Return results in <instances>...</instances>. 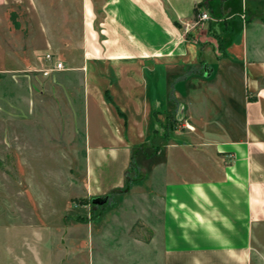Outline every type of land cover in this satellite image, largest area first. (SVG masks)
Returning <instances> with one entry per match:
<instances>
[{"label": "crops", "instance_id": "crops-1", "mask_svg": "<svg viewBox=\"0 0 264 264\" xmlns=\"http://www.w3.org/2000/svg\"><path fill=\"white\" fill-rule=\"evenodd\" d=\"M18 6L36 14L32 0H0L12 14ZM81 7L83 35L76 45L72 39L71 54L54 50L41 15L31 52L54 53L66 65L63 75L79 77L87 202L80 206L88 211L55 229L54 243L49 230L39 231L33 248L9 246L0 264H257L256 244L264 241V40H252L250 14L260 9L230 0ZM203 11L213 19L185 32ZM44 55L21 66L0 42V73L41 68ZM131 168L143 175L132 188L143 190L123 191ZM135 192L159 204L121 205ZM98 197L105 201L93 203ZM132 218L141 225L134 234ZM88 237L97 238L103 255L79 256Z\"/></svg>", "mask_w": 264, "mask_h": 264}, {"label": "rangeland", "instance_id": "rangeland-1", "mask_svg": "<svg viewBox=\"0 0 264 264\" xmlns=\"http://www.w3.org/2000/svg\"><path fill=\"white\" fill-rule=\"evenodd\" d=\"M86 1L95 6L103 2L32 0L36 10L33 15L21 6L16 7L13 14L0 7V42L9 54L8 58L17 53L22 66V62L26 64L27 60L41 59L44 55L31 52V40L39 34V15L51 37H54V50L60 52L59 48H66L71 54L72 39L75 38L76 45V40L83 35L81 5ZM230 2L239 9L249 5L260 9L250 14L251 31L252 40L263 41L264 0ZM206 13L208 19H213ZM95 18L99 20L100 15L96 14ZM194 18L193 21L198 20L196 15ZM197 22L192 28L200 26L203 21ZM95 25L97 31V21ZM262 45L264 48V43ZM45 67L16 74L0 73V256L4 258H7L9 246L13 245L17 251L27 247L24 243L35 247L39 231L46 232L48 236L51 230L47 239L54 243L55 229L75 225L78 215L88 211L80 206L87 202L83 195L82 149L85 137L79 77L63 75L64 71L51 72L46 77L42 74ZM40 75L48 78L50 84L45 85V81H40ZM148 152L151 153V150ZM154 159L149 160L148 157L147 162ZM140 160H143L141 155L136 154L134 162L140 163ZM141 176V171L131 168L127 175L128 184L123 191L143 190L141 184L132 188ZM150 203L158 205L159 199L135 192L129 194L121 205L138 207ZM133 220L129 221L132 234L141 226L138 220ZM93 238L92 241L88 237L84 252H79L80 257L85 256L88 260L92 256L96 259L103 255L101 243ZM256 247L260 250L256 254V262L264 264V241L256 244Z\"/></svg>", "mask_w": 264, "mask_h": 264}, {"label": "built area", "instance_id": "built-area-1", "mask_svg": "<svg viewBox=\"0 0 264 264\" xmlns=\"http://www.w3.org/2000/svg\"><path fill=\"white\" fill-rule=\"evenodd\" d=\"M197 18L198 20L193 21L192 23L188 22L185 25V32H188L189 29H191L195 24H197V21L201 22L203 20H207L209 17L206 12H201L197 15ZM44 57L48 64L42 71L43 76H48L51 72H59L66 69V65L64 64V62L60 58H58L54 53L46 52Z\"/></svg>", "mask_w": 264, "mask_h": 264}, {"label": "water", "instance_id": "water-1", "mask_svg": "<svg viewBox=\"0 0 264 264\" xmlns=\"http://www.w3.org/2000/svg\"><path fill=\"white\" fill-rule=\"evenodd\" d=\"M104 201H105V198H104V199H101V198L98 197V198H93V199H92V202H93V203H102V202H104Z\"/></svg>", "mask_w": 264, "mask_h": 264}]
</instances>
